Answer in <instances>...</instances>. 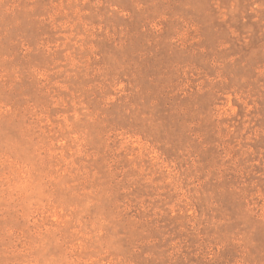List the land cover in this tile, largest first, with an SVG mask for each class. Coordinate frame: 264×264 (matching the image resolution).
<instances>
[{
  "label": "rangeland",
  "instance_id": "374dc122",
  "mask_svg": "<svg viewBox=\"0 0 264 264\" xmlns=\"http://www.w3.org/2000/svg\"><path fill=\"white\" fill-rule=\"evenodd\" d=\"M0 264H264V0H0Z\"/></svg>",
  "mask_w": 264,
  "mask_h": 264
}]
</instances>
